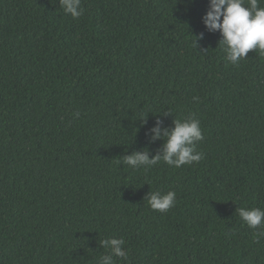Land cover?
Segmentation results:
<instances>
[{"label": "trees", "instance_id": "obj_1", "mask_svg": "<svg viewBox=\"0 0 264 264\" xmlns=\"http://www.w3.org/2000/svg\"><path fill=\"white\" fill-rule=\"evenodd\" d=\"M81 7L0 0V264H98L111 238L129 253L115 264H264L237 212L264 209V55L228 61L209 0ZM189 117L198 163H123L163 155ZM168 191L175 207L152 210Z\"/></svg>", "mask_w": 264, "mask_h": 264}, {"label": "clouds", "instance_id": "obj_2", "mask_svg": "<svg viewBox=\"0 0 264 264\" xmlns=\"http://www.w3.org/2000/svg\"><path fill=\"white\" fill-rule=\"evenodd\" d=\"M261 3H264V0H209L208 10L202 17L203 24L208 31L220 32V43L225 45L226 58L232 64L245 59L250 50L255 49L264 55V7H260ZM60 5L73 19H78L84 14L81 0H60ZM193 99L199 101V97ZM174 124L171 131L164 130L163 135L167 140L163 155L157 154L149 158L147 151L136 152L125 156L123 163L132 168L150 167L162 159L166 164L179 168L202 160L203 153L196 151L195 144L203 140L200 120L189 117L184 121L176 120ZM152 132L154 139L161 135L159 127L153 128ZM147 200L152 210L167 212L176 205V192H151ZM237 212L249 228L261 229L254 233L257 238L264 236V209L241 207ZM101 244L109 249V252L99 258L98 264H115L114 257L128 260L129 253L124 248L123 238L105 239Z\"/></svg>", "mask_w": 264, "mask_h": 264}]
</instances>
